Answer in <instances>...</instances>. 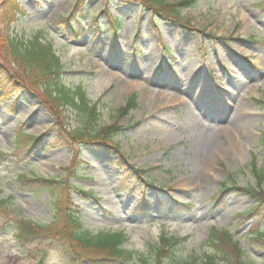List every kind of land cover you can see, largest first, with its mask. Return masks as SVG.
I'll list each match as a JSON object with an SVG mask.
<instances>
[{"label": "rangeland", "instance_id": "374dc122", "mask_svg": "<svg viewBox=\"0 0 264 264\" xmlns=\"http://www.w3.org/2000/svg\"><path fill=\"white\" fill-rule=\"evenodd\" d=\"M14 3L21 16L11 10ZM263 3L197 0L180 11L181 22L194 28L185 30L135 2L87 0L88 13L81 24H73L72 33L61 19L72 12L74 0H0L4 37L30 42L39 36L51 43L63 82L80 87L99 109L98 128L114 123L122 128L113 139L119 152L74 146L56 128L37 92L0 93V152L6 155L0 162V198L24 219L51 224L57 197L22 190L19 178L64 180L77 157L81 178L68 181V194L86 230L123 231L124 248L149 263L163 237L180 240L175 256L190 263L214 255L209 245L213 230H228L247 264H264V245L254 240L255 227L264 229V206L259 217L243 221L238 215L255 202L235 189L264 192V180L260 186L254 173L256 167L264 174ZM8 19L9 29L2 26ZM109 19H117V30ZM6 56L0 55V66L14 73ZM179 82L201 93V105L209 111L193 103V95L176 91ZM132 97L136 107L117 121ZM63 115L67 131L82 126L76 110L68 108ZM231 115L237 125L245 121L247 126L226 130ZM22 133L43 141L28 154L18 151ZM212 140L215 149L207 150ZM135 170L145 175L136 177ZM145 182L152 187L143 189ZM224 185L229 190L215 204ZM41 248L43 242L31 241L26 252L10 229L0 234V264H38ZM53 253L48 264H67Z\"/></svg>", "mask_w": 264, "mask_h": 264}, {"label": "trees", "instance_id": "16d2710c", "mask_svg": "<svg viewBox=\"0 0 264 264\" xmlns=\"http://www.w3.org/2000/svg\"><path fill=\"white\" fill-rule=\"evenodd\" d=\"M126 2H135L143 6L145 9L151 10L152 13L166 21L175 22L186 30H194L190 23H183L180 19V11L192 7L197 0H181L175 4H169L165 0H122ZM17 5H11V10L16 16L22 15V10L17 12ZM264 10V3H263ZM87 0H74L72 12L62 18L63 25L67 30L72 28L74 23L81 24L83 18L87 15ZM117 19H110L113 27ZM12 21L2 20V26L10 28ZM0 55L7 54L13 66L14 73L6 71L0 66V93L7 95L11 91L28 90L37 92L40 100L47 106V110L55 121L58 130H64L67 139L74 146H92L100 149H110L119 152L120 147L114 142V138L120 134L122 128L114 123L108 128H98V120L100 117L99 109L96 105L91 104L80 87H67L60 77L62 64L60 57L56 55L54 46L51 43L43 42L39 36H35L32 41H18L0 32ZM8 56H6L8 58ZM20 72V74H19ZM24 78L25 81H21ZM9 91V92H8ZM264 104V103H262ZM136 107L135 98H131L125 107L117 113V119L125 117ZM74 109L81 118V127H77L72 131H67V123L64 120L68 118L63 115L66 109ZM63 134L61 136H63ZM43 139L39 137H26L23 133L19 134L16 149L18 151H27V154L33 149L39 147ZM264 150V136L260 142ZM25 154V153H24ZM6 157L0 152V162ZM1 166V164H0ZM81 170V164L77 157L69 169H67L66 179L60 181L28 178L21 176L19 181L23 185L22 190L48 191L53 197H57L53 203L54 219L49 225H36L33 222L24 219L20 213L11 208L5 199L0 198V234L10 229H15L17 239L21 248L28 251V245L31 241L43 242L39 264L46 263L45 253L48 249L55 250L58 246L57 254L61 261L68 264H165V260L170 259V264H247L244 260V251L239 242H236L228 230H213L209 237V245L214 250V255H206L200 261L183 262L175 256V248L180 240L175 238L163 237L161 244L155 253L154 262L149 263L146 259L136 257L133 253L127 251L124 246L127 237L123 231L117 232H98L96 234L85 229L84 225L75 215V207L71 204L68 194L70 184L68 181L79 179L78 173ZM256 180L259 185L263 183L264 174L259 173L254 167ZM136 177H143L145 171H136ZM143 189L150 186L149 183H142ZM79 189V185L75 186ZM241 195H245L255 202V205L247 212L238 215L243 221L251 220L259 217L261 207L264 206V192L258 188L241 187L235 188ZM229 189L226 185L222 186L220 193L214 198L215 204L223 197ZM188 207L187 205H181ZM254 240L264 245V229L256 226L254 231ZM45 250L43 251V249Z\"/></svg>", "mask_w": 264, "mask_h": 264}, {"label": "bare ground", "instance_id": "6f19581e", "mask_svg": "<svg viewBox=\"0 0 264 264\" xmlns=\"http://www.w3.org/2000/svg\"><path fill=\"white\" fill-rule=\"evenodd\" d=\"M162 87H164L165 89H170V87L171 86H166V84L165 83H163L162 85H161ZM173 86V85H172ZM173 87H176L177 89H176V91H183V92H185V93H187V94H189V96H192L193 95V97H192V100H193V103H195V104H198L199 105V108L200 109H203V110H205V111H209L208 109V107H203L201 104H203L202 103V101H201V99H200V94L201 93H199V95H196L195 93H194V90H192V89H187L184 85H183V83L182 82H179V84L176 86H173ZM180 88V89H179ZM195 96V97H194ZM198 98H199V103H198ZM239 121V120H238ZM226 123H228V125H227V127L225 128L226 130H231L232 128H233V126L234 125H236V127L238 126V127H240V128H244V127H246L247 126V124H244L245 123V121H242L241 123L239 122L238 123V125L236 124V118H234V116H229L228 118H227V122ZM215 146H216V143L212 140V141H210L208 144H207V150H213V149H215Z\"/></svg>", "mask_w": 264, "mask_h": 264}]
</instances>
